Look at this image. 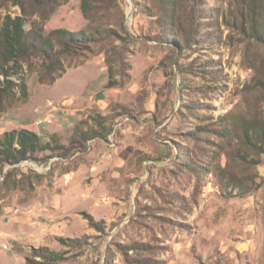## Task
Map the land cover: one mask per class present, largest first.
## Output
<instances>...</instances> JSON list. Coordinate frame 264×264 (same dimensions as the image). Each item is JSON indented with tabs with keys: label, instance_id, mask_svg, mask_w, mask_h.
<instances>
[{
	"label": "rangeland",
	"instance_id": "374dc122",
	"mask_svg": "<svg viewBox=\"0 0 264 264\" xmlns=\"http://www.w3.org/2000/svg\"><path fill=\"white\" fill-rule=\"evenodd\" d=\"M248 1L188 0L196 34L185 46L164 41L161 0H89L88 18L68 0L46 21L0 0V21L23 16L27 31L101 33L52 85L42 59L23 64L28 98L16 90L0 105V136L27 129L64 147L0 169V264H28L43 247L63 254L53 264H264V155L222 136L264 121Z\"/></svg>",
	"mask_w": 264,
	"mask_h": 264
},
{
	"label": "trees",
	"instance_id": "16d2710c",
	"mask_svg": "<svg viewBox=\"0 0 264 264\" xmlns=\"http://www.w3.org/2000/svg\"><path fill=\"white\" fill-rule=\"evenodd\" d=\"M13 2L23 10L26 3L37 9L40 17L46 21L49 12L54 11L56 6L68 0H1ZM53 6V9H49ZM89 0H83L82 11L88 18ZM264 0H249L245 7L250 30L255 38L264 45ZM157 21L161 29L167 34L164 41H172L177 38L179 42L186 44L193 43L195 40L196 29L194 26V7L189 5L188 0H161ZM27 21L23 16H6L0 21V105L6 100L15 97L16 90H19L20 97L28 98V85L22 72L23 64L32 68V60L40 58L44 61L41 64L43 83L54 84L62 78L66 72L64 58L76 55L79 47L95 42L94 38L98 32L87 33L70 32L65 29H56L49 34H45L44 27L33 23L31 29H26ZM113 33L107 31L105 33ZM103 34V33H102ZM105 35V34H104ZM103 36V35H102ZM168 38V39H167ZM101 40L98 39L96 41ZM179 46V43L177 44ZM110 76H113V68L109 69ZM15 77V81L11 78ZM112 84L109 81L108 86ZM95 123L100 127L104 126V119L96 117ZM86 134V135H85ZM97 133L81 136V142L85 143L95 139ZM224 138L244 143L245 147L255 151L257 154L264 155V121L242 120L241 122L229 123L222 130ZM76 141H73V145ZM58 148L64 149L59 145L43 143L42 138L35 132L22 129L5 132L0 136V169L4 166H15L26 161H37L41 153L56 151ZM238 157L247 164L258 165L248 160L246 153L239 151ZM253 163V164H252ZM63 246L73 247L80 243L78 239L59 238ZM33 259L27 260L28 264H33L35 259L41 258L48 264H53L63 259V254L51 251L47 247L34 249Z\"/></svg>",
	"mask_w": 264,
	"mask_h": 264
}]
</instances>
